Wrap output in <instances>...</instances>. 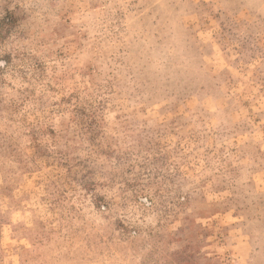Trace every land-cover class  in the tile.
<instances>
[{
    "label": "rangeland",
    "instance_id": "obj_1",
    "mask_svg": "<svg viewBox=\"0 0 264 264\" xmlns=\"http://www.w3.org/2000/svg\"><path fill=\"white\" fill-rule=\"evenodd\" d=\"M0 264H264V0H0Z\"/></svg>",
    "mask_w": 264,
    "mask_h": 264
}]
</instances>
